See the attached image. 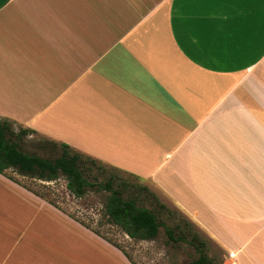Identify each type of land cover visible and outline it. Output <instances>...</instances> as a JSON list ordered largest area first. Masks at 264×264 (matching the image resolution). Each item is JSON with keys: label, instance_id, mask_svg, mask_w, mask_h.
<instances>
[{"label": "crops", "instance_id": "0c3cea01", "mask_svg": "<svg viewBox=\"0 0 264 264\" xmlns=\"http://www.w3.org/2000/svg\"><path fill=\"white\" fill-rule=\"evenodd\" d=\"M0 118L138 176L226 264H264V0H0ZM0 264L133 263L0 173Z\"/></svg>", "mask_w": 264, "mask_h": 264}, {"label": "trees", "instance_id": "16d2710c", "mask_svg": "<svg viewBox=\"0 0 264 264\" xmlns=\"http://www.w3.org/2000/svg\"><path fill=\"white\" fill-rule=\"evenodd\" d=\"M29 133H36V131L23 126L15 129L12 120L0 118L1 174L7 175L6 171L11 170L18 175L41 181H53L61 177L65 180L67 190L75 197H82L90 191H103L106 193L102 208L104 221L118 227L130 239L154 240L163 228L165 244L174 245L184 241L193 247L195 256L185 264H220L207 253L206 239L201 237V233L194 224L186 217L181 216L175 219L167 205L160 202L146 185L127 182L113 172L107 173L104 179H99L98 175L92 172L98 160L64 142L42 137L27 142L32 148L27 150L24 148V143ZM109 167L115 171L125 172L115 166L109 165ZM95 168L100 173H105L102 166L97 165ZM128 174L140 179L134 174ZM7 176L18 182L13 177ZM23 186L57 206L45 194ZM127 190L135 192L132 196H125ZM141 193L150 200L151 207L137 203V195ZM163 214L175 221L168 224L162 219ZM91 230L101 236L98 230ZM102 237L121 249L129 258L127 252L114 240Z\"/></svg>", "mask_w": 264, "mask_h": 264}, {"label": "rangeland", "instance_id": "374dc122", "mask_svg": "<svg viewBox=\"0 0 264 264\" xmlns=\"http://www.w3.org/2000/svg\"><path fill=\"white\" fill-rule=\"evenodd\" d=\"M12 122L15 129L21 126L14 121ZM39 138H42L40 134L29 133L26 137L24 148L31 150L32 148L27 142ZM96 164L102 166L105 170V173H100L97 168H95L97 165L92 168V172L97 174L99 179H104L107 173L113 172L117 174L119 178L125 179L127 182L144 184L141 179H137L122 171H115L103 162L98 161ZM6 174L16 179L22 185L45 194L54 201L60 210L68 213L82 225L88 226L89 229L98 230L101 237L104 236L112 239V241L114 240L127 252L134 264H185L190 258L195 256L193 247L187 242L179 241L178 243H174V245L165 244L163 228L160 229L157 238L154 240H145L142 242L129 240L118 227L104 221L102 208L106 193L103 191H90L82 197H75L67 190L65 180L61 177L53 181H40L38 179L18 176L11 170H7ZM148 189L152 192L150 188ZM134 192L133 190H127L125 196H132ZM137 203L151 207V202L144 193L137 195ZM167 207L173 213L175 219L181 216L185 217L182 212L174 206L167 205ZM161 217L168 224H172L175 221L164 214L161 215ZM201 237L206 239L207 253L214 257L217 263L226 264L223 260V251L213 246L203 234H201Z\"/></svg>", "mask_w": 264, "mask_h": 264}]
</instances>
